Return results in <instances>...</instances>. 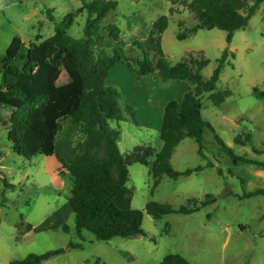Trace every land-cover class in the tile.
Segmentation results:
<instances>
[{
  "label": "rangeland",
  "instance_id": "1",
  "mask_svg": "<svg viewBox=\"0 0 264 264\" xmlns=\"http://www.w3.org/2000/svg\"><path fill=\"white\" fill-rule=\"evenodd\" d=\"M84 1L92 0H0V57L6 54L15 37H21L27 45L37 35L46 40L63 21L72 22L69 34L83 40L87 19L82 10ZM117 1L119 6L112 16L128 48L139 41L153 61L163 57L172 64L183 58L195 62L209 60L202 76L204 80L211 77L217 60L227 48L225 31L200 30L178 40V33L188 34L197 25L187 1ZM255 1L250 0L249 6ZM50 16L55 22L49 20ZM107 24V20L102 24L104 34ZM110 44H113L111 39ZM108 45L98 44L95 50L108 49ZM229 50L218 89H230L232 95L221 107H215L210 94H205L202 117L235 154L264 162V2L249 26L235 32ZM25 53L26 50L23 56ZM67 70V65L59 69L58 86L69 85ZM138 86L126 84L125 89L123 85L117 88L134 106L141 125L129 120L112 125L120 129L119 147L124 155H132L139 146L143 154L150 150L153 157L149 167L135 164L130 168V181L118 194L117 206L144 211L149 202L155 201L179 209L184 205L192 207L187 203L189 199L201 201L209 194L215 195L217 202L192 215L172 214L159 220L144 213L143 228L148 236L138 239L103 242L87 231L78 235L69 203L72 188L69 174L56 156L39 155L31 159L19 156L8 141V129L0 123V264L58 249L64 253L42 264H160L171 254H180L192 264H264V197L240 201L234 196L264 189V168L231 159L207 131L204 156L198 152L199 145L187 138L176 148L171 164L177 171L214 167L177 180L162 176L161 184L154 189L151 166L163 146L162 127H149L144 117L149 110L148 98L169 99L172 94H156L151 92V87ZM10 113L0 106V117L9 118ZM61 124L56 155L71 161L80 134L69 120H61ZM246 135L250 136V142H246ZM236 139L244 145L237 144ZM22 219L30 223L31 230L21 228L17 235L15 226ZM63 225L71 229L69 234L62 230ZM76 245L83 248H73Z\"/></svg>",
  "mask_w": 264,
  "mask_h": 264
},
{
  "label": "trees",
  "instance_id": "2",
  "mask_svg": "<svg viewBox=\"0 0 264 264\" xmlns=\"http://www.w3.org/2000/svg\"><path fill=\"white\" fill-rule=\"evenodd\" d=\"M168 1L174 3L175 0ZM185 1L189 3L197 25L188 34L178 33V40H185L200 30L219 29L227 33V48L207 80H204L202 71L209 65V60L195 62L183 58L175 65L167 58L153 61L139 41L133 42L129 51L130 47L122 40V30L112 16L119 6L117 0L83 2L82 10L87 14L83 40L74 39L69 34L72 22L63 21L57 24L55 33L46 40L37 35L27 45L21 37H15L6 54L0 57V106L11 112L9 118L0 117V123L8 129V141L19 156L26 159L39 155L56 156L69 174L72 181L69 203L78 235L87 231L103 242L116 238L138 239L148 236L143 228L144 213L156 220L172 214L192 215L218 200L215 195L209 194L201 201L189 199L187 203L192 207L184 205L179 209L155 201L149 202L144 211L117 206L118 194L130 181V168L135 164L149 167V160L153 157L150 150L143 154L139 146L130 156L120 150L121 132L112 123L129 120L139 126V120L134 106L124 94L107 82L110 71L119 62L126 63L139 76L151 75L162 87L176 80L190 82L193 86L181 101L173 100L165 107L161 132L163 146L151 166L154 189L161 184L162 176L177 180L214 167L206 165L177 171L171 164L176 148L187 138L199 145L198 152L204 156L202 150L207 131L213 134L218 146L231 159L264 168V162L235 154L211 123L203 119L201 111L205 94H210L215 107H221L232 95L230 89H218L222 71L230 57L229 47L235 32L249 26L264 0H257L252 6H249L250 0ZM69 16L72 18L73 14ZM49 19L55 22L53 16ZM105 20L108 24L104 31L115 45L111 51L101 49L96 52L94 43L105 39L101 33ZM231 57L234 58V55ZM64 65L68 66L70 83L58 86L56 76ZM61 120H70L72 127L85 136L75 158L69 163L56 155V138L62 131ZM246 142H250L249 135H246ZM236 143L244 145L240 139H236ZM219 174L222 175V172ZM234 196L240 201L264 197V189ZM22 226L23 222L18 224V232ZM28 226L30 231L31 225ZM62 230L67 234L71 232L67 225H63ZM73 248L82 249L83 246ZM63 253V249H58L44 254H29L9 264H42ZM160 264L192 263L180 254H171Z\"/></svg>",
  "mask_w": 264,
  "mask_h": 264
},
{
  "label": "crops",
  "instance_id": "3",
  "mask_svg": "<svg viewBox=\"0 0 264 264\" xmlns=\"http://www.w3.org/2000/svg\"><path fill=\"white\" fill-rule=\"evenodd\" d=\"M102 34L104 35V38H105L104 41H102V42H96L93 45V49L96 52L99 51V50H101V49H106L105 47H101V48L99 47L98 50H95V46L96 45L101 44V43H106L108 45V41L110 40V38L108 37V34L107 33L106 34L102 33ZM122 40H123V38H122ZM131 41H133V40H131ZM114 45H115V42L113 41V44H110V46L108 45L109 48L106 49V50L111 51L113 49ZM176 63H178V62H176ZM175 64H172V65H175ZM0 75L2 76V67H1V65H0ZM120 75H122L123 78H121ZM125 77H127V81L125 80ZM107 81L109 82V84L114 85L116 87H117V85L119 87H120V85L121 86L123 85V89H125V85L126 84H130V85L132 84L134 86H138L139 84H143L145 87H148V88L151 87V92L152 93H156V94L157 93H164V94L169 93V94H172L171 95V98H169V99H163L162 97L161 98L160 97H156V98H153L154 100H150L148 98V101L149 102H147V104H149V110H148L146 116L144 117V121L145 122L144 121L143 122L144 123H147V125L149 127H152V126H161L162 127V125H163V119H164L163 114L165 112L166 105L169 102L173 101V100L181 101L183 95L186 92H188L189 90H191L193 88V86H192V84L190 82L182 81V80H176V81H172L170 84H168L167 86H165V87H163V88L160 89L158 82L155 81L152 78V76L147 75V76H144V77H138V76H136L134 74L133 71H131L129 69L128 65L126 63H124V62H119V63H117L114 66V68H112V70L110 71L109 76L107 78ZM142 81H143V83H141ZM144 83L147 84L148 86H146ZM140 120H141V118H140ZM140 120H139V123L141 125ZM69 122H70V120H69ZM79 134L80 135L77 137L78 141L75 144L76 147H74V149H73V157L74 158H75V156H76V154L78 152L79 145L85 140V136L83 134H81V133H79ZM71 161H67V162L69 163ZM206 169H208V168H206ZM254 198H256V197H254ZM22 222H23L22 228L23 229L25 228V230H28V225H30V223L24 221V219H22L20 223H22ZM18 224L19 223H17L16 226H15V229L17 230L16 231L17 235H19V233H20V232H18V229H17Z\"/></svg>",
  "mask_w": 264,
  "mask_h": 264
}]
</instances>
